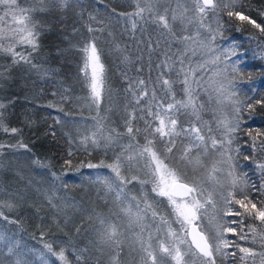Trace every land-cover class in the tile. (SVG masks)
<instances>
[{"label":"trees","instance_id":"16d2710c","mask_svg":"<svg viewBox=\"0 0 264 264\" xmlns=\"http://www.w3.org/2000/svg\"><path fill=\"white\" fill-rule=\"evenodd\" d=\"M224 3H230V0H224ZM157 7L161 13L167 7L174 30L183 29L180 34H193L195 40H203L207 37L204 33L209 35L210 29L220 27L225 38L217 37L216 43L220 47L216 54L221 55L222 61L218 66L223 68L225 63H235L239 69L235 74V87L229 90L236 95L230 98H225L206 83L207 71H202L204 76L202 72L197 73L196 78L202 75L204 80L202 86L192 85L196 90L194 98L197 106L203 104L200 115L213 129L212 135L221 138L224 128L220 121L231 122L236 106L242 109L241 127L232 134L235 139L224 156L210 150L208 156L201 157L205 167L195 172L191 166L183 169L187 172L188 182L194 177L201 184L203 198L211 194L216 209L207 205L208 216L214 212L223 214L220 211L224 207L222 197L235 191L240 198L239 187H244L258 209L264 207V190L258 191L264 184V170L259 167L264 164V150L259 147L264 141V104L255 103L264 100V33L246 21L229 17L226 8H218L215 14L209 12L201 27L196 18L190 24L187 21L184 25L179 21L172 22L171 0H159ZM27 10L25 23L30 28L34 26V31L39 33L38 47L33 50L29 45L19 44L15 50L27 56L31 63L14 62L9 53L0 51V103L5 105L0 112L5 125L19 130L17 134L0 131V144L6 145L0 149V202L14 205L11 211L7 207L0 208L8 217V220L0 217V264H17L18 261L21 264H62L44 247L45 242L53 241L54 251L63 248L69 264H145V253L136 238L140 228L134 224L129 226V217L123 211L128 202L123 198L117 201L115 193L107 191L105 178L108 182L115 179V173L107 165L114 163L116 156L130 142L125 128V73L129 77L154 78L157 74L155 65L164 59V52L168 51L166 41L170 37L162 36L161 30L151 22L141 21L135 31L131 29L130 21L121 14L134 12L135 0H29ZM236 10L264 26V0H237ZM185 15L193 17L189 11ZM145 16L147 19V14ZM93 42L103 65L98 100L91 95L92 77L87 64L88 53L84 51ZM233 46L235 55L223 53L224 49ZM212 47L216 48V44ZM192 59L195 66L197 56ZM175 87L179 93L177 98H185L181 91L183 86L177 83ZM249 103L254 109L246 107ZM187 119L191 117L179 118L181 122ZM138 126L142 128L143 121H139ZM93 133L97 139L101 134L124 135L108 146L101 140L99 147H93L91 139L82 145L81 140L91 138ZM254 139L255 148L252 147ZM137 140L140 145L145 143L143 134ZM19 143L28 147L20 148ZM69 151L73 153L71 157ZM128 154L125 151V157ZM229 155L233 157L231 166L227 159ZM67 159H71V165L65 164ZM89 164L96 167L90 168ZM131 165L129 172V162L123 159L122 174L145 178L140 170L143 161L134 160ZM182 165L178 156L170 161V166L181 168ZM213 165L217 168L215 172ZM230 172L233 175H229ZM233 178L237 180L236 189L232 186ZM133 184L134 189L132 184L127 186L133 189L129 196L135 195L139 199L142 197L140 185L135 181ZM145 188L150 200L154 197L162 201L157 211L166 216L178 235L183 236L167 199L155 197L150 191L151 185ZM231 207L235 209L239 205ZM102 219L104 224H101ZM244 219V231L249 239L240 243L259 252L260 237L257 235V243H253V234L247 225L252 224L257 233L264 231V226L251 217ZM144 222L152 225L143 237L147 240L148 232L152 233L153 250L158 259L163 257L165 264H176L170 256L159 251L156 239L172 242L167 236L168 226L161 225L158 218L153 222L150 213ZM195 223L207 226V217ZM108 224L117 226L119 245L101 242L100 234ZM157 225L161 229L159 232ZM42 232L45 233L43 239ZM226 236L233 239L231 233ZM178 246L184 254L182 264H202L199 255L193 254L194 250L188 251L187 243ZM223 259L224 264H233L230 257ZM147 264L151 262L147 261ZM216 264H221V257H216ZM256 264H260V257L256 258Z\"/></svg>","mask_w":264,"mask_h":264},{"label":"snow or ice","instance_id":"6c2138e0","mask_svg":"<svg viewBox=\"0 0 264 264\" xmlns=\"http://www.w3.org/2000/svg\"><path fill=\"white\" fill-rule=\"evenodd\" d=\"M236 2L237 0H230V3L225 4L224 0H192L191 11L194 14L193 17L185 15L189 11L185 7L179 15L176 13V10H172L171 20L172 22L179 21L181 25H184L185 21L190 24L196 18L199 19L201 27H203V19L209 12L215 14L218 8H226L228 9L227 15L229 17H235L239 21H246L259 29L261 33H264V26L243 14L241 10H236ZM158 3L159 0H155V2L154 0H135L136 10L131 13L121 14L125 15L130 21L133 31L137 29L141 21L145 24L151 22L157 26L158 30H161L162 36L170 37V39L166 41L168 51L164 52V59L155 65L157 74L154 78L129 77L125 73L127 78V84L124 89L127 100L125 105V112L127 114L125 128L130 142L121 151L120 155L116 156L115 162L107 165L115 173V179L111 182H108L107 178H105L107 191L114 192L117 201L123 198L128 202V207L123 211L129 217V226L134 224L140 228V232L137 233L136 238L140 243L141 251L145 253V264H147V261H150L151 264H165L164 258L160 257L158 259L153 250L152 233L148 232L147 240L143 237L145 230L152 226L144 222L149 213L153 222L158 218L161 225L168 226L167 236L172 238V242L165 243L159 237L156 239L159 244V251L170 256L176 264H182L184 260V254H182L178 244L185 243L189 245L188 251L190 252L193 251L192 245H195L193 254L199 255L202 264H216L217 256L221 257V264H224L223 258L228 257L232 259L233 264L237 260L240 261V264H248L249 260L252 261V264H256V258L260 257V264H264V231L257 233L256 228L252 224L247 225L248 230L253 234L251 237L253 243H257L256 238L259 235L261 251L257 252L253 248L245 247L240 243V241H247L249 239L248 234L244 231V218L247 216L259 220L261 226H264V207L258 209L256 203L249 198L244 187H239L240 198H237L235 191H230L228 196L222 197L224 207L220 211L223 214L214 212L211 216H208L206 206L211 204V207L216 209V203L212 200L211 194L207 198H203L204 189L201 184L194 177L191 178V182H188L187 172L183 170L187 166H191L195 172L197 169L205 167L201 157L208 156L210 150H215L221 156H224L226 152L231 150L230 146L233 139H235L232 134L241 127L240 113L242 109L236 106L233 109L235 116L231 122L220 121L224 131L221 138H216L212 135L213 129L207 125V122L202 120L200 115L203 104L197 106L194 98L196 90L192 85L195 83L198 86H202L201 82L204 80L202 75L197 79V73L205 70L208 64L215 66L222 62L221 55L216 54V49L220 47L216 43L217 37L219 36L221 39L225 38L222 29L220 27L215 30L210 29L209 35L200 41V47L206 49L211 54V58L203 62H197L193 66L192 58L196 56V50L189 44V41H193V37L191 35L180 34L183 29L179 31L174 30L173 24L169 22V9L165 7L163 13H161L157 7ZM0 5H3L5 9L4 15L0 16V21L11 14L14 22L23 25V27L12 29L11 35L8 36L0 32V39L11 41L7 47L0 44V51L9 53L13 57L14 62L24 61L31 63L27 56L15 50L16 44L29 45L33 50L38 47L39 33L34 31V26L30 28L25 23L28 17L23 14L28 10L20 8L17 0H0ZM18 12L21 15L18 16ZM145 14L148 16L147 19ZM143 30L141 27V31ZM89 31H92V29L90 28ZM197 35H199V31H197ZM150 44L151 41H149ZM213 44H216V48L212 47ZM174 46L175 51H172ZM84 51L88 53L87 64H90L92 67L91 95L94 100H98L102 83L100 74L102 73L103 65L100 63V56L94 42L86 46ZM229 52L233 55L236 54L234 46L223 50L224 54ZM238 71L239 69L235 63H225L222 69L215 68L213 70L212 75L206 83L210 84L216 92L225 96V98H230L236 95L234 91L229 90L235 87V74ZM177 83L183 86L181 89L185 97L183 99L177 98L179 95L175 87ZM255 103L264 104V100H257ZM246 107L254 109V105L251 103L247 104ZM4 108L5 105L0 103V109ZM181 116L191 117V119L181 122L179 120ZM139 121H143L144 126L142 128L138 126ZM0 131L11 134L19 132L17 128H9L4 124L2 112H0ZM141 134H143L145 141L143 145H140L137 140V137ZM248 134L251 135V132ZM122 135L124 134L116 133L115 136L112 133H109L107 136L101 134L100 138L97 139L96 133H93L91 138L85 137L81 140V144L86 145L88 140L91 139L93 147H99L101 140L104 141L105 146H108L118 141ZM16 146L13 145L12 147ZM18 146L20 148L28 147L23 143H19ZM256 146L254 139L252 147L255 148ZM5 147L6 145L0 144V149ZM259 147L261 150H264V141H261ZM125 151L129 152L126 157L124 155ZM236 151L238 152L239 150L237 149ZM72 155L73 153L69 151L68 156L71 157ZM177 156L183 162L181 168L170 166V161L176 159ZM123 159L129 162V172L132 171V161H143V167L140 170L143 171L145 178L142 179L138 175L129 176L122 174ZM227 159L231 166L233 157L229 155ZM71 163V159L65 160V164L71 165ZM88 167L92 168L96 167V165L89 164ZM259 167L264 170V164H260ZM212 171H217L215 165H213ZM229 175H233V173L230 172ZM134 181L140 185L139 190L142 193V197L139 199L135 195L129 196V193L135 188ZM130 184L133 185V189L127 188ZM146 185H151L150 191L155 194V197L167 199L176 217V222L180 224L181 231L184 233L183 236L178 235L171 228V223L166 216L161 215L157 211L162 201L154 197L150 200L148 191L145 188ZM232 186L233 189L237 188L236 178H233ZM261 190H264V184H261L260 189H258V191ZM177 197H181V199L178 201ZM49 203H51V200H49ZM141 204H143V207H141ZM233 204L239 205V208L234 209L231 207ZM2 207H7L11 211L14 205L11 203L5 205L3 202H0V208ZM240 209H243V211ZM226 216H231L232 219H225ZM0 217L8 220L3 211H0ZM205 217H207V226L203 223H195L197 220H202ZM10 222L15 223L16 221ZM104 223L105 221L102 219L101 224ZM160 230V226L157 225L156 231L159 232ZM227 233H231L233 239H229L226 236ZM44 235L45 233L42 232V239ZM117 236V226L115 224H108L100 234V240L102 243L119 245L120 241L116 239ZM188 236L192 237L191 241L186 239ZM54 243L55 241L52 243L45 242L44 247L47 248L48 252L57 256L62 264H69L65 256V250L61 248L59 252H55L53 248ZM228 249L232 250L228 251ZM79 259L80 257L77 256L78 261ZM17 264H21V262L18 261Z\"/></svg>","mask_w":264,"mask_h":264},{"label":"rangeland","instance_id":"374dc122","mask_svg":"<svg viewBox=\"0 0 264 264\" xmlns=\"http://www.w3.org/2000/svg\"><path fill=\"white\" fill-rule=\"evenodd\" d=\"M17 3L20 8L27 9V6L29 5V0H17ZM171 4H173L172 10H176V13L179 15L181 12H183L184 8L187 7L189 9L190 15L193 16V12L191 11L192 8V0H171ZM5 12V9L3 5H0V16H3ZM28 12V11H27ZM26 12V13H27ZM172 13V12H171ZM188 15V12L186 13ZM17 15H21L19 12ZM25 15V13L23 14ZM189 15V16H190ZM17 27H23V25L17 24L13 21L11 14H9L7 17H5L4 20L0 21V32H2L5 36L11 35V30L15 29ZM206 36L207 33H204ZM193 37V34H192ZM196 38L193 37V41H190L189 44L193 49L196 50V56L198 61L197 62H203L204 60H208L211 58V54L206 51V49L200 47V40H195ZM205 39V38H204ZM203 39V40H204ZM11 41L8 39H0V44L4 45V47H7L8 44ZM207 43V41H205ZM19 45V44H16ZM196 62V63H197ZM91 77H92V67L90 64H88ZM215 68L222 69L221 66L215 65L213 69L211 68V64H208L205 71H207L208 75L205 76V78H208L212 75V72ZM203 76L205 75V72H202ZM179 201V200H178Z\"/></svg>","mask_w":264,"mask_h":264},{"label":"water","instance_id":"95a60500","mask_svg":"<svg viewBox=\"0 0 264 264\" xmlns=\"http://www.w3.org/2000/svg\"><path fill=\"white\" fill-rule=\"evenodd\" d=\"M180 199H181V197H177V200H180ZM186 239L188 241H191L192 237L191 236H188V237H186ZM192 249L195 251V245H192Z\"/></svg>","mask_w":264,"mask_h":264}]
</instances>
